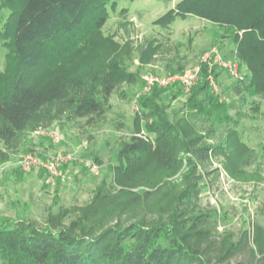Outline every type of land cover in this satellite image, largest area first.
I'll list each match as a JSON object with an SVG mask.
<instances>
[{
  "label": "trees",
  "instance_id": "trees-1",
  "mask_svg": "<svg viewBox=\"0 0 264 264\" xmlns=\"http://www.w3.org/2000/svg\"><path fill=\"white\" fill-rule=\"evenodd\" d=\"M117 1H9L12 9L0 31V44L8 50L5 68L0 70V140L7 147L16 148L25 132L49 128L63 118L94 122L122 81L131 78L122 62L91 64L84 74L60 67L104 27ZM4 6L1 2L0 9ZM189 17L233 33L245 73V79L237 82L245 85L249 96H263L264 0H181L153 23L167 27ZM38 68L56 70L48 80L34 82L30 73ZM213 70L215 77L223 71ZM208 75V67L202 66L188 105L210 115L222 105ZM168 88L180 87H154L141 99L156 118L146 124V135L133 136L121 145L119 156L140 160L150 154L167 177L187 160L193 173L189 181L178 185L131 172L127 182L144 185L142 190L132 193L123 205L108 207L96 220L86 214L67 227L55 218L41 227L27 219L0 216V264H214L213 260L230 261L249 243L252 258L264 261L263 225L256 224L250 238L237 241L232 233L218 237L211 214L200 211L194 158L204 163L223 146L203 144L201 136L181 138L178 124L154 103ZM183 150L191 156L182 157ZM86 229L92 234L85 233Z\"/></svg>",
  "mask_w": 264,
  "mask_h": 264
},
{
  "label": "rangeland",
  "instance_id": "rangeland-1",
  "mask_svg": "<svg viewBox=\"0 0 264 264\" xmlns=\"http://www.w3.org/2000/svg\"><path fill=\"white\" fill-rule=\"evenodd\" d=\"M9 1L0 0L5 3L0 9V31L12 9ZM179 1L118 0L116 7L109 9L104 27L60 66L84 74L91 64L122 62L132 76L122 81L94 122L84 118L55 121L50 127L58 130L59 141L33 132H25L16 148L0 140L1 217L27 219L41 227L55 218L67 227L71 220L86 214L96 220L108 207L121 206L132 193L142 190L144 185L127 182L131 172L178 185L189 181L193 173L187 160L175 175L167 177L154 165L150 154L142 155L140 160L119 156L121 145L133 136L146 135V124L156 118L151 108L141 104V99L147 97L143 91L147 75L188 70L205 51L215 47L228 56L236 53L233 33L206 20L177 19L167 27L153 23ZM7 52L0 44L1 71ZM56 69L38 68L30 74L34 82H43ZM216 78L217 90L213 91L222 106L210 115L190 109L191 91L186 93L182 88L164 90L154 103L178 124L183 140L201 136L203 144L223 146L204 163L194 158V177L201 189L200 211L211 214L217 236L232 233L238 241L250 238L256 224L264 226V95L249 96L245 85L224 71ZM205 106L212 109L209 104ZM148 137L152 139L154 134ZM58 151L75 152V158L62 168L60 177L50 181L38 170L27 172L18 166L22 156L30 152L50 157ZM181 156L191 154L183 150ZM85 233L91 235L92 231L86 229ZM250 246L228 262L213 263L264 264L258 257L252 258Z\"/></svg>",
  "mask_w": 264,
  "mask_h": 264
},
{
  "label": "built area",
  "instance_id": "built-area-1",
  "mask_svg": "<svg viewBox=\"0 0 264 264\" xmlns=\"http://www.w3.org/2000/svg\"><path fill=\"white\" fill-rule=\"evenodd\" d=\"M202 66L208 67V79L212 88L217 90V82L213 69L225 71L231 78L236 81H243L245 73L241 70L236 53L228 56L219 48H211L205 51L196 65L182 72L171 73L169 75L149 74L145 77L143 91L149 93L154 87L167 88L174 85L182 88L186 93L196 85L201 76ZM37 135H47L54 139L60 140L57 129L51 127L39 129L33 132ZM75 152L58 151L50 157H43L37 153L30 152L23 155L19 160L18 166L24 171L38 170L48 176V180L60 177L62 175V166L74 160ZM93 170L98 173V167L93 165Z\"/></svg>",
  "mask_w": 264,
  "mask_h": 264
},
{
  "label": "crops",
  "instance_id": "crops-1",
  "mask_svg": "<svg viewBox=\"0 0 264 264\" xmlns=\"http://www.w3.org/2000/svg\"><path fill=\"white\" fill-rule=\"evenodd\" d=\"M176 3H178V2H176Z\"/></svg>",
  "mask_w": 264,
  "mask_h": 264
}]
</instances>
